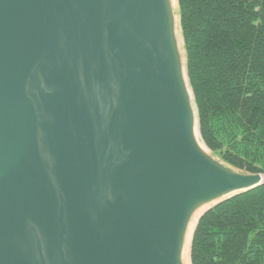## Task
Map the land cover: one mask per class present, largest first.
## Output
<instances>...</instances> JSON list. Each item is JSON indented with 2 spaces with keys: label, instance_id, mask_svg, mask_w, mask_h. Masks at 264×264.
Instances as JSON below:
<instances>
[{
  "label": "water",
  "instance_id": "95a60500",
  "mask_svg": "<svg viewBox=\"0 0 264 264\" xmlns=\"http://www.w3.org/2000/svg\"><path fill=\"white\" fill-rule=\"evenodd\" d=\"M175 1L0 0V264H182L264 185L201 138Z\"/></svg>",
  "mask_w": 264,
  "mask_h": 264
},
{
  "label": "trees",
  "instance_id": "16d2710c",
  "mask_svg": "<svg viewBox=\"0 0 264 264\" xmlns=\"http://www.w3.org/2000/svg\"><path fill=\"white\" fill-rule=\"evenodd\" d=\"M204 144L264 176V0H178ZM191 264H264V185L207 212Z\"/></svg>",
  "mask_w": 264,
  "mask_h": 264
},
{
  "label": "bare ground",
  "instance_id": "6f19581e",
  "mask_svg": "<svg viewBox=\"0 0 264 264\" xmlns=\"http://www.w3.org/2000/svg\"><path fill=\"white\" fill-rule=\"evenodd\" d=\"M173 1V5L176 7V1ZM181 45V44H180ZM181 49H182V45H181ZM197 138L199 139V142H201L198 134H197ZM202 148L205 150L206 148L204 147V145L202 143H200ZM206 151V150H205ZM217 203H212L210 205H207L205 207H203L202 209H200L199 211H197L195 213V215L193 216L191 223L189 224V230L187 232V235L185 237V243H184V247H183V252H182V264H190V250H191V241H192V236L193 233L195 231V227H197L199 222V218L206 212L208 211L211 207L215 206Z\"/></svg>",
  "mask_w": 264,
  "mask_h": 264
},
{
  "label": "rangeland",
  "instance_id": "374dc122",
  "mask_svg": "<svg viewBox=\"0 0 264 264\" xmlns=\"http://www.w3.org/2000/svg\"><path fill=\"white\" fill-rule=\"evenodd\" d=\"M209 150H210V149H209ZM210 152H211V154H212V156H213L214 158H216L217 160H219V161L225 163V161H224L220 156H218L217 154L213 153L211 150H210ZM225 164H227V163H225ZM235 169H236V168H235ZM236 170H238L239 172H242V173H244V174H247V172H245V171H242V170H239V169H236Z\"/></svg>",
  "mask_w": 264,
  "mask_h": 264
}]
</instances>
